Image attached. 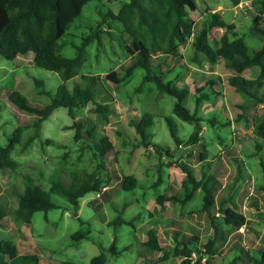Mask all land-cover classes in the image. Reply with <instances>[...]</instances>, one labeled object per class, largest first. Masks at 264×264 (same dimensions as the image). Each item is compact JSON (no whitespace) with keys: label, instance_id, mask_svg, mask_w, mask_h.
<instances>
[{"label":"rangeland","instance_id":"rangeland-1","mask_svg":"<svg viewBox=\"0 0 264 264\" xmlns=\"http://www.w3.org/2000/svg\"><path fill=\"white\" fill-rule=\"evenodd\" d=\"M126 1L129 0H92L87 3L82 15L61 39L64 43L62 53L70 57L77 53L82 35L95 29L101 19L99 10L110 8L118 12ZM196 2L198 9L191 14L198 24L210 12L218 10L226 21L236 24L237 32L245 36L251 52L261 47L263 38L250 33L256 15L252 0H240L238 5L232 0ZM102 28L100 40L88 45L78 74L66 82L72 87L82 82L83 74H99L102 77L96 87L95 100L80 111L88 124L94 123L92 140L89 141L88 135L81 140L75 139V128L68 127L74 119L66 107L60 106L43 122L40 136L27 149L18 145L13 151L17 168L0 169V205L9 210L17 193L25 187L24 182L38 183L48 189L54 180L67 183L74 172L95 169L98 160L88 144L108 138L113 142L114 149L102 159L105 167L101 170L107 179L106 186L100 193L91 191L83 196L78 209V215L90 225L81 224L68 202L52 194V200L60 206L50 210L47 218L42 210L34 213L31 223L15 219L13 214L6 215L0 227V236L11 238L20 253H36L40 258L39 264H89L91 258L100 252L106 254L107 264H180V256L172 253L162 259L163 251L151 249L144 242L152 227L170 253L177 231H180L179 238L199 235L202 244L213 238L214 225L207 211L203 210L201 189L185 205L171 201L161 205L157 201L161 193L183 195L185 172L181 164H184L197 178L203 173H215L220 181L215 190L217 199L212 211L216 216L215 222L220 223L214 262L229 264L236 256L242 255L237 264H258L255 258H260V250L264 249V189H261L264 182V166L261 163L264 161V140L254 138L257 124L264 120V102L249 105L247 121L239 117L242 108L237 104L246 100L228 84V78L236 73L235 70L227 67L223 60L205 62L200 67L191 61L194 54L192 40L184 43L181 51L188 65L185 68L180 66L184 64L183 57L168 56V66L173 70L165 74L164 79L174 77L178 80L177 85L189 87L191 93L184 104L192 111L196 108L195 88L204 84L207 76L215 80L214 87L220 92L214 100L204 102L201 107V113L207 119L203 122V138L198 143L186 145L194 124L175 114L176 97L160 92L154 81H144V68L137 67L118 85L105 78L108 72L118 69L123 63L129 64V54L123 43H129L132 36L125 32L121 22L112 19ZM225 30L215 27L210 31L213 46L220 45ZM33 58V51L16 59H7L0 53V145H7L16 127L31 125L36 120L34 114L20 109L9 99V92L17 89L31 105L42 107L51 101L63 82L58 72L36 65ZM259 72L260 68L256 66L244 73L253 78ZM42 89L44 92H41ZM260 95H264V88ZM97 102L110 103L109 110L106 113L94 112ZM144 113L154 115V123L148 128L153 134L152 148L144 145L136 147L141 136L132 122L139 120ZM167 116L173 118L177 135L182 140L178 147ZM214 116L222 123L226 120L231 122L227 126L213 125L208 118ZM33 132V127L24 130L23 141ZM219 135L223 136L224 143L220 142ZM47 139L51 142L46 143ZM203 143L209 150L206 159L200 157L204 152ZM257 143L262 144L259 151L256 150ZM156 146L174 150L173 161L165 155L161 156L154 149ZM128 174L138 178L139 185L135 189H123V179ZM241 174H244L243 177ZM28 176L33 180H25ZM221 200H225L226 204L236 201L248 223L239 229L229 230L223 223V217L218 215ZM126 203L128 205L124 208ZM138 212H142V216L134 224H109L119 214L131 219ZM79 229H89V236L75 241L72 234ZM114 240L118 250L128 245L130 248L115 254L110 250Z\"/></svg>","mask_w":264,"mask_h":264},{"label":"trees","instance_id":"trees-1","mask_svg":"<svg viewBox=\"0 0 264 264\" xmlns=\"http://www.w3.org/2000/svg\"><path fill=\"white\" fill-rule=\"evenodd\" d=\"M90 1L92 0H0V53L7 59H16L20 55L33 51V60L36 65L58 72L63 80L51 101L42 107L31 105L17 89L9 92V99L20 109L34 114L36 120L31 125L16 127L7 145H0V169L17 168L18 162L12 157L13 151L18 145H21L22 149H27L40 136L43 122L60 106L66 107L69 115L74 119L73 124L68 127L75 128V139L81 140L88 135L89 141L92 140L91 136L95 132L94 123L88 124V121L81 117L80 111L89 102L95 100L96 87L102 77L99 74H83L82 82L72 87H69L66 82L78 74L79 67L84 63L88 45L100 40L103 32L102 25L109 19L121 22L125 32L129 33L132 38L129 43H123L129 54V64L123 63L118 69L108 72L105 78L118 85L137 67L144 68L146 70L144 81H154L160 92L176 97L175 114L194 124L193 132L185 141L186 145L198 143L203 138L201 134L203 122L207 119L202 115L201 107L204 102L214 100L219 90L214 88L215 80L211 76L208 77L204 84L195 88L196 108L192 111L184 104L191 93L189 87L184 84L177 85L178 80L174 77L170 80L164 79L165 74L173 70L168 66V56L183 57L182 63L184 64L180 66L185 68L188 65L185 61V54L181 51V45L184 43L192 40L194 54L191 61L200 67H203L205 62L215 63L223 60L227 67L235 70L236 73L228 78V83L246 100V102L237 104L242 108L239 117L246 118L247 121L249 117L246 111L249 105L264 102V95H260V91L264 88V0H252L256 15L253 17L250 33L263 38L261 47L252 52L245 36L237 32L236 24L226 21L218 10L209 11L208 17L198 24L191 14L198 9L196 0H129L121 5L118 12L110 8L99 10L101 19L97 21L96 28L82 35V41L77 45V53L74 56H67L62 53L64 43L61 39L72 23L82 15L85 5ZM232 2L238 5L240 0H232ZM215 27L226 29L217 47L212 45L210 39V31ZM256 66L260 68L259 74L248 78L244 72ZM209 86L214 89L209 90ZM41 92H44V89ZM109 108L110 103L97 102L93 111L106 113ZM167 121L178 147L182 144V140L177 135L173 118L167 116ZM208 121L213 125L220 124L221 126H227L231 122L226 120L222 123L216 116L208 118ZM132 123L141 136L136 147L144 145L152 148L153 134L148 128L154 123V115L144 113L139 120L136 119ZM29 127H33L34 132L23 141V132ZM219 136L220 142L224 143L223 136ZM255 136L254 139L264 140V120L257 124ZM45 142L50 143L51 140L47 139ZM88 145L98 160L95 169L74 172L71 174L72 178L68 181L69 183L54 180L48 189L38 183L24 182L25 187L13 199L12 208L6 210L0 205V227L3 226L4 217L11 214L15 219H20L24 223H31L34 213L40 210L45 212L47 218L50 210L60 206L52 200V194L68 202L81 224L90 225L89 221L78 215L80 200L88 192L100 193L106 186L107 179L101 170L105 167L102 159L114 149V144L108 138H100L99 141ZM203 146L204 152H201L200 157L206 159L209 150L206 144ZM261 148L262 144L257 143L256 150L259 151ZM154 149L161 156L165 155L172 161L176 154L171 148L156 146ZM261 163L264 166L263 160ZM181 166L185 172L183 195L161 193L157 201L161 205H164L165 201L185 205L193 199L195 192L201 189L203 210L207 211L213 222L214 236L202 244L199 235L193 234L179 238L180 231H177L175 245L170 253L169 249H166L160 242L156 230L152 227L148 230V238L144 243L151 249L163 251L162 259L168 258L173 253L182 258L180 264H217L214 262V257L217 253L216 242L220 238L218 236L220 223L215 222L216 216L212 211L216 204L215 190L220 183L219 178L215 173H203L200 178H197L187 165L181 164ZM243 175L241 174L242 177ZM31 179L30 176L25 177V180ZM138 185V178L134 174L124 176L123 189H135ZM261 189H264V182L261 184ZM127 205L128 203L124 205V208ZM218 215L223 217V223L229 227V230L239 229L248 223L246 215L238 209L234 200L231 204H226L225 200H221ZM141 216L142 212H138L131 219H125L122 214H119L109 224H134ZM88 236L89 229H79L72 234L75 241ZM128 248H130L129 245L123 250H118L116 240L110 246V250L115 254ZM238 258H242V255L236 256L229 264H237ZM255 261L258 264H264V249L260 250V258H255ZM39 262L40 258L36 253H20L17 244L11 238L0 236V264H39ZM89 264H107L106 254L100 252L93 256Z\"/></svg>","mask_w":264,"mask_h":264},{"label":"crops","instance_id":"crops-1","mask_svg":"<svg viewBox=\"0 0 264 264\" xmlns=\"http://www.w3.org/2000/svg\"><path fill=\"white\" fill-rule=\"evenodd\" d=\"M233 74H235V73H233ZM233 74H231V75H233ZM244 74H245V73H244ZM231 75H230V76H231ZM207 77H209V76H207ZM223 81H224V80H223ZM228 84H229V83H228ZM229 85H230V84H229ZM214 88H215V87H214ZM215 89H216V88H215ZM216 90H219V89H216ZM218 92H219V91H218ZM219 94H220V92H219Z\"/></svg>","mask_w":264,"mask_h":264}]
</instances>
